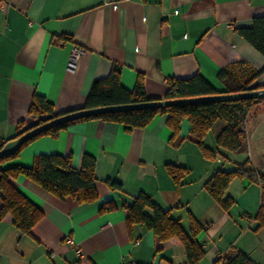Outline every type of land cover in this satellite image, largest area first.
<instances>
[{"label": "crops", "instance_id": "crops-1", "mask_svg": "<svg viewBox=\"0 0 264 264\" xmlns=\"http://www.w3.org/2000/svg\"><path fill=\"white\" fill-rule=\"evenodd\" d=\"M263 16L264 0H0V139L7 143L35 123L29 115L35 95L51 103L55 114L84 109L93 81L106 78L114 66L125 89L142 76L149 99L164 97L168 78L196 75L224 92L218 74L235 65L261 71L256 84L263 85L264 56L237 32ZM74 46L82 53L68 70ZM166 120L159 115L146 128L127 131L94 119L25 146L6 167L30 168L37 156L57 154L71 155L79 169L85 155L94 157L97 200L79 204L24 176L14 179L43 217L30 236L13 226L11 216L0 219V264H188L176 238L160 242L145 227L128 226L123 206L139 193L169 210L185 229L190 215L205 226L197 237L206 252L200 264H223L220 258L239 252L264 264V227L253 232L259 186L234 179L226 195L236 203L224 212L203 188L217 159L202 156L185 121L172 143ZM217 124L212 149L223 127ZM221 152L228 157L224 162L242 163L238 155L244 152ZM168 164L189 169L181 186L167 174ZM107 181L122 190H112ZM106 201L113 210L101 209Z\"/></svg>", "mask_w": 264, "mask_h": 264}, {"label": "trees", "instance_id": "trees-1", "mask_svg": "<svg viewBox=\"0 0 264 264\" xmlns=\"http://www.w3.org/2000/svg\"><path fill=\"white\" fill-rule=\"evenodd\" d=\"M237 32L264 56V16L253 19L250 28L238 29ZM120 71L119 67L114 66L106 78L93 81L84 109L144 104L160 100L175 101L264 89V84H256L261 71L244 65H235L218 74V80L225 86L224 92H218L201 76L196 75L189 79L168 78L164 97L149 99L145 93L142 76H138L134 88L128 90L120 83ZM258 113H264V99L198 103L164 109L117 112L52 128L23 144L13 155L0 160V219L6 215L11 216L13 226L22 235L30 236L33 227L43 217L42 211L14 186L13 180L19 176L28 178L60 199L70 197L79 204L97 200L96 161L90 155L83 157L79 169L73 165L71 155L57 154L37 156L30 168L6 167L5 164L9 160L17 158L25 146L39 137L46 135L55 137L61 130L73 124L94 119L120 124L127 131L134 128L143 129L157 116L166 115V125L172 132L170 140L172 143L180 138L181 124L187 121L190 125V140L198 147L206 160L214 162L218 156L227 160L221 150L235 153L243 152L246 149L247 137L246 131L242 127L243 121L252 114ZM29 115L34 117L35 123L28 129L21 130L16 138L50 119L65 114H55L51 103L44 97L35 95L30 104ZM218 122L223 123V127L215 138L216 148L212 149L206 146L204 139ZM5 144L6 141L0 139V149ZM166 171L178 187L190 173L189 169L174 164L166 165ZM234 179H247L251 184L260 188V206L254 218L256 225L253 228V232L257 233L264 227V172L255 168L249 161L237 164L234 170L227 171L222 167L216 168L204 183L203 188L224 212H229L236 202L232 197L226 195V190ZM107 183L112 190H122L121 184L118 182L107 181ZM123 208L127 211L129 227L136 224L141 225L151 231L160 242L176 238L185 250L188 264H200L204 259L206 252L197 237L205 230V226L191 215L189 216V227L185 229L180 220L170 215L169 210L160 208L145 193H139L131 203L125 204ZM101 209L109 212L114 209V204L111 201H106ZM218 261L223 264H256L248 254L243 252L234 256H223Z\"/></svg>", "mask_w": 264, "mask_h": 264}, {"label": "water", "instance_id": "water-1", "mask_svg": "<svg viewBox=\"0 0 264 264\" xmlns=\"http://www.w3.org/2000/svg\"><path fill=\"white\" fill-rule=\"evenodd\" d=\"M249 99H264V89L263 90H253L249 92L234 93V94H219L210 97H198L184 100L175 101H152L144 104H134V105H119V106H109L100 107L94 109H81L74 111L36 126L29 131L25 132L21 136L7 142L0 149V160L4 157L13 155L16 153L20 147L26 142L32 140L33 138L39 136L40 134L49 131L52 128L59 127L61 125L76 122L82 119L97 117L105 114L117 113V112H127V111H139V110H154V109H164L168 107L191 105L198 103H214V102H231Z\"/></svg>", "mask_w": 264, "mask_h": 264}, {"label": "rangeland", "instance_id": "rangeland-1", "mask_svg": "<svg viewBox=\"0 0 264 264\" xmlns=\"http://www.w3.org/2000/svg\"><path fill=\"white\" fill-rule=\"evenodd\" d=\"M217 125H215L214 127L215 129L218 128ZM242 127L246 131V137H247L246 149L243 151L244 153H240L238 157L242 159V163L249 161L252 162L253 166H256L258 167V169H260L261 168L260 166H264V113L261 115L252 114L251 116L247 117V119L243 121ZM214 128L207 134V137L205 138L206 146H208L210 142V137H212L215 131ZM223 154L225 155V153ZM218 157H217V163L214 164L215 165L214 167L216 168L222 167L224 170L229 171V170H234L237 164H242V163H236L237 161L236 162L233 161L234 164H228L224 162L221 156ZM221 161H223V163Z\"/></svg>", "mask_w": 264, "mask_h": 264}, {"label": "built area", "instance_id": "built-area-1", "mask_svg": "<svg viewBox=\"0 0 264 264\" xmlns=\"http://www.w3.org/2000/svg\"><path fill=\"white\" fill-rule=\"evenodd\" d=\"M82 53V50L77 47L74 46L72 48L71 54H70V58H69V62H68V70H73L76 67V63H77V59L80 56V54ZM69 242V239H67ZM77 255L80 257L81 256V252L78 250L76 251ZM74 264H79V263H74ZM120 264H136L133 261H122Z\"/></svg>", "mask_w": 264, "mask_h": 264}]
</instances>
